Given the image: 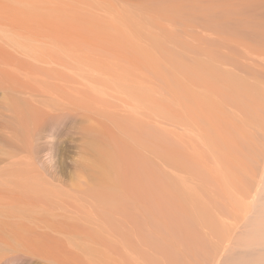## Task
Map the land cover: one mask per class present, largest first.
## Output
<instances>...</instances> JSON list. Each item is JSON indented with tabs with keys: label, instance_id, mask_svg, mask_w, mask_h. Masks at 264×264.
Listing matches in <instances>:
<instances>
[{
	"label": "rangeland",
	"instance_id": "obj_1",
	"mask_svg": "<svg viewBox=\"0 0 264 264\" xmlns=\"http://www.w3.org/2000/svg\"><path fill=\"white\" fill-rule=\"evenodd\" d=\"M13 47L77 61L57 68L86 85L62 91L77 110L38 124L57 71ZM5 115L0 149L53 185L23 198L0 176V264H235L264 211V0H0ZM90 127L112 158L98 179Z\"/></svg>",
	"mask_w": 264,
	"mask_h": 264
},
{
	"label": "bare ground",
	"instance_id": "obj_2",
	"mask_svg": "<svg viewBox=\"0 0 264 264\" xmlns=\"http://www.w3.org/2000/svg\"><path fill=\"white\" fill-rule=\"evenodd\" d=\"M59 46V45H58ZM58 46H55L56 47V49H57V47ZM59 47H61V46H59ZM14 48H16V47H13L12 49H14ZM55 49V50H56ZM59 50V49H58ZM57 50V51H58ZM60 50H62V49H60ZM64 51H65V49H63ZM14 51L16 52V54H18V55H16L15 54V58H18L19 57V59H21V61L23 62V64H25V63H28L29 65H30V67L32 68H34L37 72H46V70H48V71H57V72H54V75H53V77L51 78V80H53L54 81V84L61 90V91H54L55 93H57V94H60V92H61V94L63 93L64 95H66V93L67 94H69V97L70 96H72V97H74V98H72V99H76L77 100V102H81V99H82V97L83 96H85L83 93H82V90H83V88L81 87V86H83L84 84L83 83H81L77 78L75 79V78H73V79H75L74 80V82H73V80H72V83H70L69 81L72 79V77H71V79H70V76H69V74H64L62 71V74L61 73H59L58 72V69L57 68H61L62 70L63 69H67L68 71L70 70H72V67H73V69L74 70H76L75 68H78V70H80V67H74V65L73 64H77V61H74V60H72V62L74 61V63H72L71 61H69V63L71 64H68L67 62H68V60H67V62L65 61L66 59H61V58H57V56H56V58L58 59V60H56V58H54L53 59V57H50V56H48V58L47 59H49V57H50V59L49 60H45L44 59V57H43V59H41L42 58V56H40L41 54H38V57L40 56V58H35V56L37 55H35L33 58H32V56L31 55H29V54H33L32 52L31 53H22L21 51H17L16 49H14ZM56 52V51H55ZM60 52V51H59ZM61 53V52H60ZM56 54H59V53H57L56 52ZM56 54H54V56L56 55ZM62 54V53H61ZM45 55V54H44ZM60 56H62L63 57V54L62 55H60ZM45 57H47L46 55H45ZM65 57H67V56H65ZM65 57H63V58H65ZM69 58V57H68ZM70 59V58H69ZM78 59V58H77ZM76 60V59H75ZM78 62H81L80 61V57H79V60H78ZM29 65H27V68L29 67ZM78 66H79V64H77ZM76 66V65H75ZM46 68V69H45ZM47 68H50V69H47ZM71 68V69H70ZM23 69V70H22ZM16 70H19L20 71V73L22 72V71H24L25 69L24 68H16ZM77 70V72H80V71H78ZM71 72H73V71H71ZM92 72V71H91ZM87 73V72H86ZM22 74V73H21ZM64 74V75H63ZM71 74H73L72 76H76V75H78V76H76V77H78L79 78V74H77L76 73V71H75V73L73 72V73H71ZM76 74V75H75ZM84 74V73H83ZM50 75H52V74H50ZM68 75V76H67ZM90 75V74H89ZM69 77V78H67V77ZM83 76V75H82ZM92 76V75H91ZM90 76V77H91ZM85 77H86V75H85ZM88 77V76H87ZM89 77V78H90ZM87 79V78H85L83 81H85L86 79H87V82H88V80H91V78L90 79ZM68 79H70L69 81H68ZM96 81V80H95ZM90 82V81H89ZM88 82V83H89ZM73 83H75V84H73ZM85 83V82H84ZM91 83V82H90ZM89 83V84H90ZM72 85L73 84V86H70V85ZM82 84V85H81ZM96 84H97V82H96ZM95 83H94V85H96ZM81 85V86H80ZM93 85V84H92ZM84 86H86V85H84ZM97 86V85H96ZM87 87H88V85H87ZM94 87V86H93ZM90 88H91V86H90ZM95 88V87H94ZM97 89V88H96ZM98 90H99V88H98ZM63 91V92H62ZM93 91V90H92ZM86 92V91H85ZM46 93V92H45ZM48 93V92H47ZM46 93V97L44 96L43 97V100H45L44 98H46V100H45V103H44V106L42 105V108L40 109H38L39 111H38V113H37V115L35 116V120H36V122L38 123V124H44V122H46L47 120H48V118H51L50 116L51 115H53V113H55V112H58V111H61V110H68V109H70L71 110V108L72 109H74L75 108V111L77 110L76 109V107H74V105L72 104V102L70 103V101L68 102L67 101V99H66V96H68V95H66L65 97H63V94H62V96H60V95H57V94H53V92H51L52 94H47ZM44 94V93H43ZM88 94V93H87ZM86 94V95H87ZM83 95V96H82ZM88 96H90L89 94H88ZM86 98V97H85ZM84 98V99H85ZM90 99V98H89ZM86 100H88V98H86ZM85 100V101H86ZM99 100V99H98ZM77 102H74L75 104H77ZM83 103H84V101H82ZM40 103H43V102H40ZM83 103H81V105L83 104ZM85 103H87V102H85ZM88 104V103H87ZM78 105V104H77ZM79 106V105H78ZM84 106H85V104H84ZM87 107H88V105H86ZM85 106V107H86ZM93 106V105H92ZM98 106V105H97ZM80 107H83V106H80ZM85 107H83V109H86ZM89 109V108H88ZM91 109V108H90ZM79 110V109H78ZM93 111V110H92ZM66 112V111H65ZM100 111H98V113H99ZM67 113V112H66ZM68 113H70V112H68ZM89 113V112H88ZM98 113L97 112H92L90 115L91 116H89V117H91V119L94 121V124H96L97 123V118H98ZM61 114V113H60ZM72 114V113H71ZM59 115V114H58ZM57 115V116H58ZM100 115V114H99ZM88 116V115H87ZM4 118V119H3ZM3 118L2 119H0V124H1V122L3 123V122H8V121H10V120H12V121H15L16 122V119H17V117L15 116V115H11V116H9V115H5V116H3ZM85 118V117H84ZM83 118V119H84ZM100 119V118H99ZM85 120V119H84ZM87 121V120H86ZM86 121H84L85 123H86ZM88 121H90V119L88 120ZM87 123H89V122H87ZM82 125V124H81ZM99 125V124H98ZM88 126V125H87ZM91 126H93V124L91 125ZM95 127L97 126V124L96 125H94ZM86 127V126H85ZM92 128V127H90V128H92L93 129V131H92V129L90 130L92 133H93V135H92V138L91 139H89L90 141H89V143H85V144H87L86 146H87V149H89V151L91 152V163H90V165H91V169H93V174H92V176H93V178H100L99 177V174L97 173V168H96V165H98L99 163V161H100V164H101V159L102 160H104L103 158H106V159H108L109 160V158H110V156H108V154H106V150H105V152L103 151V149H102V146L100 145V142L98 141V137H97V134H96V128ZM81 128V127H80ZM82 130H84V129H82L81 128V131ZM98 130V129H97ZM90 131H88L87 130V132H90ZM99 132V131H98ZM16 134H18L19 133V131H17V132H15ZM91 133V134H92ZM85 134V133H84ZM89 134V133H88ZM0 135L1 136H3L4 137V134L0 131ZM85 137V136H84ZM86 139V138H85ZM84 140V139H83ZM100 140V139H99ZM9 141V143H10V145L8 146V147H10V148H12V149H15L16 148V146H15V144L11 141V140H8ZM88 142V141H87ZM83 144V143H82ZM84 145V144H83ZM83 148V147H82ZM107 149H108V147H107ZM110 151V150H109ZM90 152H89V154H90ZM105 153V154H104ZM111 153V152H110ZM88 154V155H89ZM111 155V154H110ZM113 155V154H112ZM88 157V156H87ZM86 159H88V158H86ZM105 159V160H106ZM110 159H112V158H110ZM87 161V160H86ZM107 161V160H106ZM109 162V161H108ZM108 162H107V165L109 166V164H108ZM111 163L113 162V160L112 161H110ZM98 163V164H97ZM102 163H103V161H102ZM99 164V165H100ZM104 164V163H103ZM88 165V164H87ZM105 166V165H104ZM88 167H89V165H88ZM98 167V166H97ZM107 168H112L113 169V167H107ZM90 169V170H91ZM41 167L39 166V164H38V160H37V158L33 155V154H28V155H26V156H23V157H21V158H17V159H15L14 157H12V156H9L8 154H6L5 153V151L4 150H2V149H0V176H1V178H3V181H5V178H4V175H6V177H8L9 179H7V181H5L6 182V184L8 183H10L11 184V182H13V183H18V184H22V185H24V187L27 189V192L25 193V194H23L22 195V197L24 196V195H26V197H29V198H33V199H38V192L41 194V198H46V199H48V197H49V192L51 191V189L49 188V185H53V182L50 180V179H48V177L46 176V174H45V172L44 171H42V173H41ZM106 171H108V170H106ZM106 171H104V172H106ZM103 172V173H104ZM109 172H110V170H109ZM100 173V172H99ZM106 174H108V173H106ZM110 174H111V172H110ZM102 175V173L100 174V176ZM104 175H105V173H104ZM103 176V175H102ZM101 176V177H102ZM92 178V177H91ZM90 178V179H91ZM2 180V179H1ZM101 183H103V182H101ZM82 185L83 184H78V186L79 187H82ZM90 185V184H89ZM88 186V185H87ZM24 198V197H23ZM260 210H262V209H260ZM263 211V210H262ZM260 212V214L258 213L257 215L258 216H256V217H254L253 216V220H257V224L254 222V223H252V224H255L256 225V228H255V226H253L254 227V229L251 227V229H253L252 230V232H250V235H249V231H251L250 229L248 230V234H247V236H245L244 237V239L242 238V240H244V247H242L240 250H238L234 255H232V257L233 256H235V257H233V259L235 258V259H237V261L238 262H240V264H264V211L263 212ZM258 212V211H257ZM253 213V212H252ZM251 213V214H252ZM256 215V214H255ZM260 215V216H259ZM250 217V216H249ZM252 217V216H251ZM260 217V218H259ZM255 218V219H254ZM252 219H251V221H252ZM251 221H249V222H251ZM247 226V225H246ZM243 228V227H242ZM244 229H246V228H244ZM240 230V229H239ZM243 230V229H242ZM241 231V230H240ZM245 231V230H244ZM239 232V231H238ZM240 234H241V232H239ZM242 233H244V232H242ZM236 235H238V234H236ZM239 236V235H238ZM237 240V239H236ZM241 241V240H240ZM239 241V242H240ZM236 242H238V241H236ZM238 242V243H239ZM241 243H242V241H241ZM237 244V243H236ZM240 246V245H239ZM238 246V247H239ZM246 246V247H245ZM241 247V246H240ZM245 248V249H244ZM231 258V257H230ZM230 260V259H229ZM228 260V261H229ZM240 260V261H239ZM234 261V260H233ZM236 261V262H237ZM238 262L237 263H235V264H238ZM232 263V262H231ZM234 264V263H233Z\"/></svg>",
	"mask_w": 264,
	"mask_h": 264
}]
</instances>
